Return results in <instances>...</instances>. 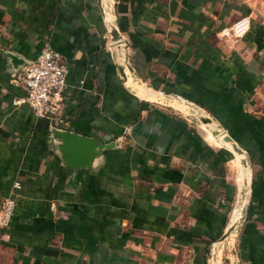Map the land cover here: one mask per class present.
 I'll use <instances>...</instances> for the list:
<instances>
[{
	"label": "crops",
	"instance_id": "crops-1",
	"mask_svg": "<svg viewBox=\"0 0 264 264\" xmlns=\"http://www.w3.org/2000/svg\"><path fill=\"white\" fill-rule=\"evenodd\" d=\"M252 7L0 0V202L15 198L0 264H209L205 249L238 217L230 170L243 158L214 123L249 169L234 257L264 264V24ZM242 16L247 32L224 39ZM47 43L67 66L52 119L13 104L24 88L12 75L24 64L8 57L32 61ZM159 94L200 112V125L155 104ZM51 126L115 145L74 170Z\"/></svg>",
	"mask_w": 264,
	"mask_h": 264
},
{
	"label": "built area",
	"instance_id": "built-area-1",
	"mask_svg": "<svg viewBox=\"0 0 264 264\" xmlns=\"http://www.w3.org/2000/svg\"><path fill=\"white\" fill-rule=\"evenodd\" d=\"M264 24V15L261 17ZM250 26V17L242 16L225 27L222 37L233 41L243 36ZM67 66L61 54L48 43L45 44L32 61L12 75V81L24 88V95L13 99L15 106L24 105L36 117L54 118L61 107L62 92L66 87ZM18 187L17 184L14 185ZM15 208L14 195L0 202V227L6 226Z\"/></svg>",
	"mask_w": 264,
	"mask_h": 264
},
{
	"label": "rangeland",
	"instance_id": "rangeland-1",
	"mask_svg": "<svg viewBox=\"0 0 264 264\" xmlns=\"http://www.w3.org/2000/svg\"><path fill=\"white\" fill-rule=\"evenodd\" d=\"M250 6H253L256 16L262 17L264 15V0H245ZM162 95V94H159ZM164 96V95H162ZM155 104L161 105L163 107H168L174 110L179 109L183 114L187 115L192 122L200 125L199 119L202 118L201 113L195 111L191 106L188 112L182 111L181 108L174 103L175 100L172 98H159L155 100ZM214 127L220 129V126L214 123ZM231 136V135H230ZM242 161H232L231 162V181L233 182L234 190V200L232 201V210L238 213V217L232 231L226 235L225 238L219 240L215 244L211 245L208 249L207 255L209 259V264H237V261L234 257V247L235 238H236V225L241 220L242 211L246 203L247 192H248V178H249V169L247 167L246 158L243 154ZM246 163L245 165L243 163Z\"/></svg>",
	"mask_w": 264,
	"mask_h": 264
},
{
	"label": "water",
	"instance_id": "water-1",
	"mask_svg": "<svg viewBox=\"0 0 264 264\" xmlns=\"http://www.w3.org/2000/svg\"><path fill=\"white\" fill-rule=\"evenodd\" d=\"M109 33L112 41L119 40L120 36L117 30L111 24L109 27ZM8 57L10 62L15 65L14 68H16L19 64H26L28 62H25L23 59L17 58V56L14 54H9ZM118 71L121 76H124L122 65L118 66ZM221 131H223V133L227 135L224 139L234 143L235 151L233 152L243 155L244 152L238 146L237 141L232 136H230L226 132V130L222 129ZM49 132L54 139L58 140V146L64 157L65 163L74 170L89 167L93 159L97 155H100L104 149L111 148L115 145L114 142L101 144L94 138L87 137L70 130L57 128L55 126H51ZM243 164L245 165L246 163L244 162ZM227 234L228 231H224L219 240L225 238Z\"/></svg>",
	"mask_w": 264,
	"mask_h": 264
},
{
	"label": "bare ground",
	"instance_id": "bare-ground-1",
	"mask_svg": "<svg viewBox=\"0 0 264 264\" xmlns=\"http://www.w3.org/2000/svg\"><path fill=\"white\" fill-rule=\"evenodd\" d=\"M113 43H114V42H113ZM242 157H243V155H242ZM248 179H249V178H248ZM248 179H247V180H248ZM235 223H236V221L233 222V223H231V225L228 227V229L226 230V231H228V233H230V232L232 231V228L234 227Z\"/></svg>",
	"mask_w": 264,
	"mask_h": 264
},
{
	"label": "trees",
	"instance_id": "trees-1",
	"mask_svg": "<svg viewBox=\"0 0 264 264\" xmlns=\"http://www.w3.org/2000/svg\"><path fill=\"white\" fill-rule=\"evenodd\" d=\"M207 252H208V248L205 249V253H207Z\"/></svg>",
	"mask_w": 264,
	"mask_h": 264
}]
</instances>
